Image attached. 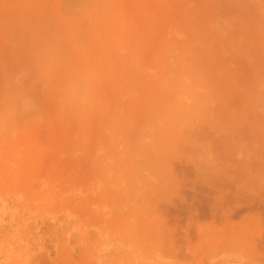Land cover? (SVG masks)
<instances>
[{
  "label": "rangeland",
  "instance_id": "obj_1",
  "mask_svg": "<svg viewBox=\"0 0 264 264\" xmlns=\"http://www.w3.org/2000/svg\"><path fill=\"white\" fill-rule=\"evenodd\" d=\"M0 264H264V0H0Z\"/></svg>",
  "mask_w": 264,
  "mask_h": 264
}]
</instances>
